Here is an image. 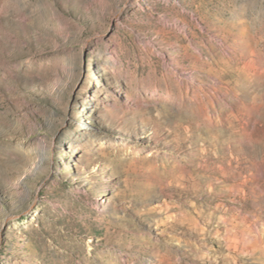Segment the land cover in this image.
I'll return each mask as SVG.
<instances>
[{
	"label": "rangeland",
	"instance_id": "374dc122",
	"mask_svg": "<svg viewBox=\"0 0 264 264\" xmlns=\"http://www.w3.org/2000/svg\"><path fill=\"white\" fill-rule=\"evenodd\" d=\"M0 264H264V0H0Z\"/></svg>",
	"mask_w": 264,
	"mask_h": 264
}]
</instances>
